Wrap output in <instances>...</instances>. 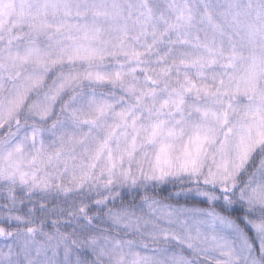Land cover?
<instances>
[{
  "label": "snow or ice",
  "instance_id": "6c2138e0",
  "mask_svg": "<svg viewBox=\"0 0 264 264\" xmlns=\"http://www.w3.org/2000/svg\"><path fill=\"white\" fill-rule=\"evenodd\" d=\"M0 264H264V0H0Z\"/></svg>",
  "mask_w": 264,
  "mask_h": 264
}]
</instances>
